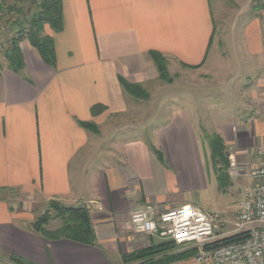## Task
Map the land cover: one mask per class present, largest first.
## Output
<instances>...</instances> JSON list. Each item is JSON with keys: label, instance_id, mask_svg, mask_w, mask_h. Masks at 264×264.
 Wrapping results in <instances>:
<instances>
[{"label": "crops", "instance_id": "0c3cea01", "mask_svg": "<svg viewBox=\"0 0 264 264\" xmlns=\"http://www.w3.org/2000/svg\"><path fill=\"white\" fill-rule=\"evenodd\" d=\"M62 2L63 30L44 32L55 42L54 67L27 39L20 72L0 61V264L10 256L33 264H123V256L162 243L137 233L131 215L146 205L158 214L187 205L183 193L202 184L200 93L221 97L209 122L238 162L256 166L264 149L259 0ZM216 38H228L225 51ZM152 53L180 74L163 90ZM190 72L208 76L212 89L186 84ZM125 82L147 97L130 94ZM162 106L167 125L151 134ZM51 201L89 209L96 244L34 232Z\"/></svg>", "mask_w": 264, "mask_h": 264}, {"label": "trees", "instance_id": "16d2710c", "mask_svg": "<svg viewBox=\"0 0 264 264\" xmlns=\"http://www.w3.org/2000/svg\"><path fill=\"white\" fill-rule=\"evenodd\" d=\"M12 1V5L6 6L7 0H0V11H6L12 15L8 23L14 29V35L5 51V59L9 63V67L17 73L24 68L20 44L25 39L38 50L48 65L54 67L56 65L55 42L52 37L45 36L44 32L46 26H50L55 33L63 30L62 0H29L31 4L29 8L23 6L25 0ZM21 16L22 18H20ZM151 57L158 69L160 79L171 83L172 80L166 67V58L158 53H152ZM125 88L136 97H147V94L138 86H132L125 82ZM97 109L103 108L99 106ZM83 126L87 129H94L93 124L90 123H84ZM205 141L208 143L213 166L221 169L222 167L228 168L230 153L223 139L218 134H213L206 135ZM157 154L163 161L162 152L157 151ZM54 218L60 219L62 225L56 230H48L47 226ZM32 229L49 240L66 239L86 246H93L97 242L90 211L84 206L69 208L59 202L51 201L48 210L32 224ZM245 237V234L236 235L223 240L220 244L238 242ZM174 250H177V246L173 242L152 244L146 249L123 256L122 262L123 264H171L182 259L192 258L198 252L197 249H192L171 253ZM9 262L10 264H33L17 256H10Z\"/></svg>", "mask_w": 264, "mask_h": 264}, {"label": "built area", "instance_id": "2783aa9c", "mask_svg": "<svg viewBox=\"0 0 264 264\" xmlns=\"http://www.w3.org/2000/svg\"><path fill=\"white\" fill-rule=\"evenodd\" d=\"M257 165L251 169V185L240 201V212L232 229L222 230L202 208L183 205L158 214L154 206H143L146 220L143 230L133 222L135 231L161 242H173L178 250L197 249L198 264H264V149L255 154ZM154 227L149 229L148 224ZM245 234L238 242L220 244L223 240Z\"/></svg>", "mask_w": 264, "mask_h": 264}, {"label": "rangeland", "instance_id": "374dc122", "mask_svg": "<svg viewBox=\"0 0 264 264\" xmlns=\"http://www.w3.org/2000/svg\"><path fill=\"white\" fill-rule=\"evenodd\" d=\"M261 4H264V0H259ZM6 2V1H5ZM12 0H7V5H12ZM25 8H29L31 6L29 0H25V4H23ZM12 15H10L6 11H0V61L4 60L5 57V51L9 47V40L10 37L14 35V30L9 25L8 21L10 20ZM22 18V16L20 17ZM227 40L228 38H216V45L219 44V41L222 42L219 44L220 51H225V47H227ZM166 67L169 74L170 79L172 80L171 83L174 82V80L179 77L180 74H174L176 71L174 68H172V71H170L169 68V61L166 59ZM188 79L184 80L186 84L191 85V87L194 88L197 83L201 87L204 88L203 91H206L207 89H210L213 86V82L208 76L201 75L197 76L196 73H189L187 75ZM163 83H160L163 85L162 90L164 89L165 84H170L165 81H161ZM204 82V83H201ZM209 86V87H208ZM212 89V88H211ZM161 89H157L154 91L153 95L157 96L156 98H161L164 91ZM226 90H228L226 88ZM204 93V92H203ZM203 93H200V106L202 111L204 112L203 116V122L201 123L202 126H200V146L202 150V154L204 155V170H205V178L202 182L197 186H193L188 192H184L183 194L185 197L188 198L187 205H193L196 207L202 208L205 212H207L213 219L214 225L218 228H221L222 230H230L233 228L236 219L240 212V201L243 199V194L246 188H248L252 181L250 178V172L251 169L254 167L255 163L252 165L251 162H245L246 164H243L238 162L236 158H234V153H230L229 157V165L228 168L222 167H214L213 162L211 160L210 156V150L208 148V143L205 141L206 135H213L214 129L213 125L210 120V112L214 109V105L218 101H220L217 96V92L215 90H209L207 91L206 95H203ZM197 94L192 93L191 98H193V95ZM224 103V102H223ZM162 105V103L159 104V106ZM229 105V104H228ZM228 109L236 110L238 109L237 106H228ZM158 106V107H159ZM226 106V105H225ZM167 107H161V109L158 110V116H157V122L152 123L150 125V133L153 134L156 130L157 132L161 130L163 127L167 125L165 122L168 118V115L166 114ZM209 114V115H208ZM225 173H224V172ZM223 174H220V173ZM62 225V221L60 219L54 218L50 221V223L47 226L48 230L52 231L53 227L60 228ZM57 228V229H58ZM56 230V229H55ZM192 250V249H189ZM189 250H174L171 253L175 252H183V251H189ZM196 256V255H195ZM195 256L193 258H195Z\"/></svg>", "mask_w": 264, "mask_h": 264}, {"label": "clouds", "instance_id": "9594fccd", "mask_svg": "<svg viewBox=\"0 0 264 264\" xmlns=\"http://www.w3.org/2000/svg\"><path fill=\"white\" fill-rule=\"evenodd\" d=\"M132 219H133V222L136 223L139 226L137 228V230L138 231L143 230L144 225H143L142 221L146 220V216L142 212V210L133 213ZM148 227H149V229H152L154 227V225L152 223H149Z\"/></svg>", "mask_w": 264, "mask_h": 264}, {"label": "water", "instance_id": "95a60500", "mask_svg": "<svg viewBox=\"0 0 264 264\" xmlns=\"http://www.w3.org/2000/svg\"><path fill=\"white\" fill-rule=\"evenodd\" d=\"M76 207H80L79 205H76V206H70V208H76Z\"/></svg>", "mask_w": 264, "mask_h": 264}]
</instances>
